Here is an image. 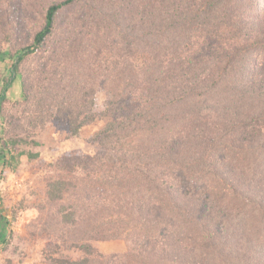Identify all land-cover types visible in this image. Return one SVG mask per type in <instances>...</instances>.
I'll use <instances>...</instances> for the list:
<instances>
[{
  "label": "trees",
  "instance_id": "16d2710c",
  "mask_svg": "<svg viewBox=\"0 0 264 264\" xmlns=\"http://www.w3.org/2000/svg\"><path fill=\"white\" fill-rule=\"evenodd\" d=\"M81 1L51 3L44 26L30 45L10 55L9 76L0 81L2 114L21 74L23 100L14 105H27V131L57 120L67 138H78L86 127L107 121L94 135L102 151L55 164L67 174L81 168L85 183L49 179L47 201L61 202L69 192L87 203L80 199L56 212L69 227L59 237L63 246L72 238L69 250L82 256H58L62 247L56 243L57 257L47 260L222 264L224 231L216 221L230 213L217 212L212 195L218 187L236 192L231 171L237 157L264 162V0H100L98 13L89 15L96 41L84 45L88 34L74 33L32 77L23 65L46 48L58 15ZM99 90L107 96L100 113ZM0 142L2 183L41 156L34 137ZM258 198L247 200L264 206V194ZM26 199L11 206L14 220L27 207ZM186 215L206 220L190 239L201 244L192 250L180 221ZM6 219L1 217L2 244ZM123 237L135 242L124 255L106 256L93 245Z\"/></svg>",
  "mask_w": 264,
  "mask_h": 264
},
{
  "label": "rangeland",
  "instance_id": "374dc122",
  "mask_svg": "<svg viewBox=\"0 0 264 264\" xmlns=\"http://www.w3.org/2000/svg\"><path fill=\"white\" fill-rule=\"evenodd\" d=\"M55 1L60 0H0V81L4 76H9L8 68L12 63L10 55L33 42L36 33L44 26L47 8ZM99 6H101L100 0H82L75 6L62 11L56 19L54 35L46 42V48L38 52L34 58L28 59L23 65V70L34 77L35 71L42 68L47 56L62 45L70 44L69 41L75 38L74 33H82L84 36L88 34L86 38H83V44H93L96 41V28L89 24L91 21L89 15L97 14ZM21 79L20 74L8 91L7 97L10 103L4 106V111L0 114V139L17 136L34 137L40 143V146L34 149L40 152L41 156L25 168H21L16 175H9L8 178L11 179L8 181L0 182V217L7 218L6 221L9 222L7 242L2 248L4 252L2 263L50 264L47 258L52 255L57 257L53 254L56 243L62 247L58 256L76 259L82 254L69 250L72 238H67L66 246H63L59 237L66 232L65 229L69 230V227L58 221L56 212L60 205L78 204L80 199L82 203L87 201L82 196L75 197V194L68 192L61 202H49L46 199L47 184L49 179L58 177H63L67 181H73L75 178L81 184L85 183L86 173L81 168L76 169L73 174H67L60 171L55 164L62 161L68 162L72 157H91L102 151L98 143L94 141V135L104 128L107 121L99 120L86 127L78 138H67L66 128L57 120H53L42 129L27 131L26 122L30 115L27 105H14L17 101L23 100ZM1 88L0 83V91ZM106 97V93L102 90H99L96 95V111L99 113L104 111ZM17 118L21 122L17 121ZM2 151L0 142V169L5 158V155L1 154ZM233 163L235 170L231 171V179L238 193L228 188L218 187L212 195V198L216 200L214 201L217 206L216 211H225V214L221 213L223 215L230 213L228 218H220L216 221V225L224 231L223 243L226 247H221L223 254L218 253V256L224 258L221 259L222 264L229 262V264H264V206L247 200L249 195L260 199L258 197L264 194L262 189L264 188V162H257L255 156L247 155L237 157ZM14 180L20 181L22 187L14 186L15 184H12ZM244 181L251 183L244 184ZM3 184L6 185V190L3 189ZM23 196L27 198V207L21 210L14 220L11 206L18 204ZM232 212L238 216L232 218ZM187 216L180 221L185 225L186 240L190 242V247L187 246V248L192 250L193 247L198 248L201 244H195L196 240L190 241V239L193 235H197L198 228L206 220L199 217L190 219ZM85 219V217L82 218V220ZM204 228L207 227L204 226ZM78 230L83 233L85 224L81 223ZM78 234L80 235L78 237H83L80 233ZM134 243L131 237H123L98 241L93 245L99 253L114 256L128 253L135 246Z\"/></svg>",
  "mask_w": 264,
  "mask_h": 264
},
{
  "label": "crops",
  "instance_id": "0c3cea01",
  "mask_svg": "<svg viewBox=\"0 0 264 264\" xmlns=\"http://www.w3.org/2000/svg\"><path fill=\"white\" fill-rule=\"evenodd\" d=\"M0 229H1V217H0ZM6 239H7V237H6ZM3 246H4V244L2 245V243L0 242V264H3L2 263V258H3V254H4V252L2 251L3 249Z\"/></svg>",
  "mask_w": 264,
  "mask_h": 264
},
{
  "label": "built area",
  "instance_id": "2783aa9c",
  "mask_svg": "<svg viewBox=\"0 0 264 264\" xmlns=\"http://www.w3.org/2000/svg\"><path fill=\"white\" fill-rule=\"evenodd\" d=\"M14 186H18L19 188H21L22 187V184L20 183V181H18V180H14V182L12 183ZM4 185V184H3ZM8 187H9V184L7 185ZM4 190H6L7 188H6V185H4V188H3Z\"/></svg>",
  "mask_w": 264,
  "mask_h": 264
}]
</instances>
